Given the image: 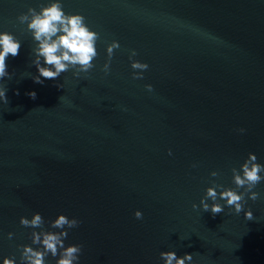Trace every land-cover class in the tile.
Here are the masks:
<instances>
[{
  "label": "water",
  "instance_id": "95a60500",
  "mask_svg": "<svg viewBox=\"0 0 264 264\" xmlns=\"http://www.w3.org/2000/svg\"><path fill=\"white\" fill-rule=\"evenodd\" d=\"M50 2L0 0V32L21 43L0 79V264L41 247L40 229L20 224L36 212L48 231H61L49 225L60 214L80 221L64 229L65 247L82 245L77 264H165L162 251L264 264V180L239 214L219 197L214 217L200 205L209 187L236 188L232 168L250 152L264 165V0H60L98 33V55L39 84V42L17 18ZM133 50L147 70L131 68Z\"/></svg>",
  "mask_w": 264,
  "mask_h": 264
},
{
  "label": "clouds",
  "instance_id": "9594fccd",
  "mask_svg": "<svg viewBox=\"0 0 264 264\" xmlns=\"http://www.w3.org/2000/svg\"><path fill=\"white\" fill-rule=\"evenodd\" d=\"M21 24L27 23V29L33 35L35 41H38V47L33 51L36 53V59L33 61L38 75L32 77L35 83L42 84L43 79H57L60 75L69 69H74L73 75L79 76L81 72H87L94 67L92 61L97 57L96 41L99 39L98 33L91 31L85 24V17L80 14H66L63 11L60 0H51L46 7H41L39 11L29 7L27 13H22L17 18ZM59 34V35H58ZM21 47L13 34L8 32H0V79L5 77L11 78L7 71L6 60L11 55L15 57L19 54ZM117 41H113L107 46V55L109 61L113 55L114 49L119 48ZM136 52L133 50L129 59L131 68L134 70H147L149 65L132 60ZM40 57H43L41 64ZM109 69V63H105L104 71ZM133 79H143V71H134ZM58 87H60L58 85ZM151 90V85H146ZM7 89L0 87V101L8 103L6 96ZM18 95V90L16 92ZM27 95L35 99L36 93L29 92ZM241 132L244 129H240ZM171 155V150H169ZM241 171L232 168L233 183L236 188H223L222 185H215L206 190V195L200 201L205 212H211L213 217L224 211V207L217 203V199L224 200L226 205L234 208L239 214L243 210L246 203L245 196L255 201L259 197V193L253 191L257 184L264 180L261 175L264 172V165L257 162V157L253 153L248 154V158L240 165ZM212 176H217V172H212ZM222 188L219 193L216 189ZM243 188L242 192L237 189ZM211 200L209 204L206 201ZM197 205L193 204L195 209ZM137 219L142 218V213L137 210L134 213ZM246 219L253 218L252 212H245ZM80 221L76 218L69 219L66 215L60 214L55 220L49 222L51 229H61V231H48L44 229L45 221L39 212L33 213L32 218H20V224L24 227L33 229L39 228L40 231L31 232L32 244L40 245L39 248H33L29 245L18 246L21 248V264H45V258L51 254L52 257H58L56 264H77L82 245L72 244L65 247L64 240L68 236L65 229L78 227ZM12 233H8L9 239ZM161 258L165 264H186L192 261V254L185 253L182 257H178L174 251H162ZM3 264H16L15 258L4 257Z\"/></svg>",
  "mask_w": 264,
  "mask_h": 264
}]
</instances>
